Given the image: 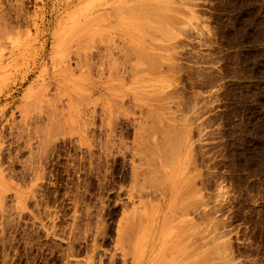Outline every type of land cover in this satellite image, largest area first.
<instances>
[{
  "label": "rangeland",
  "instance_id": "374dc122",
  "mask_svg": "<svg viewBox=\"0 0 264 264\" xmlns=\"http://www.w3.org/2000/svg\"><path fill=\"white\" fill-rule=\"evenodd\" d=\"M133 207L141 264H264V0H0V264H86Z\"/></svg>",
  "mask_w": 264,
  "mask_h": 264
},
{
  "label": "bare ground",
  "instance_id": "6f19581e",
  "mask_svg": "<svg viewBox=\"0 0 264 264\" xmlns=\"http://www.w3.org/2000/svg\"><path fill=\"white\" fill-rule=\"evenodd\" d=\"M138 10V9H137ZM139 18H141V17H139ZM149 19H150V17H149ZM136 51V50H135ZM147 56H151L150 54H148ZM154 56V55H153ZM150 58H152V56L150 57ZM155 58V57H154ZM153 58V59H154ZM153 59H152V62H153ZM147 60V59H146ZM154 60H156V58L154 59ZM146 62V61H145ZM149 63H151L150 61H149ZM156 64V63H155ZM154 64V65H155ZM146 65H148V64H146ZM149 66V65H148ZM152 66V65H151ZM157 67V66H156ZM153 68V67H152ZM158 70V69H157ZM148 71V70H147ZM153 71H154V69H153ZM153 71H152V73H153ZM155 72V71H154ZM74 99V98H73ZM76 100H78V99H75L74 100V102L76 101ZM33 102H35V101H33ZM71 103H72V100H71ZM76 103V102H75ZM30 104V103H29ZM35 104H37V103H35ZM31 105V104H30ZM56 106V108L54 107V109H52V108H50L48 111V114H47V116L44 118V119H42L43 118V116H42V118H38L37 116H40L41 117V115H37V113H36V118H35V120H34V118H33V120H34V124H36L37 123V126H35V129H36V131L38 130L39 131V129H43V128H41V125H45V128L48 130V131H51V130H53V129H55L56 127H59V126H61L62 127V125L61 124H63L62 122H64V120H66V115H69V114H71V113H69L68 112V110L66 111V109H65V111L64 110H61V112H60V110L58 111V109H57V105H55ZM70 106V104H68V106H67V108H70L69 107ZM79 106V105H78ZM155 107V106H154ZM27 108H28V106H27ZM32 108V107H31ZM47 108V107H46ZM32 109H34V108H32ZM48 109V108H47ZM72 109V108H71ZM70 109V110H71ZM36 110V109H35ZM35 110H33V111H35ZM77 110V109H76ZM32 111V112H33ZM42 111V110H41ZM45 111V110H44ZM72 111V110H71ZM153 110H151L150 112H152ZM28 112H29V110H28ZM47 112V111H46ZM39 113V112H38ZM46 114V113H45ZM53 114V115H52ZM74 114V113H73ZM29 115V114H28ZM33 115V114H32ZM95 115V114H94ZM94 115H92L93 117H94ZM24 116V115H23ZM91 116V117H92ZM159 116V115H158ZM31 117V116H30ZM34 117V116H33ZM69 117H71L72 118V115H69ZM92 117V118H93ZM149 117H151V116H149ZM70 118V119H71ZM92 118H90V119H92ZM96 118V117H95ZM155 118V117H154ZM156 118H157V116H156ZM159 118H161V117H159ZM163 118V117H162ZM24 119V118H23ZM22 119V120H23ZM32 119V118H31ZM68 119V118H67ZM89 119V118H88ZM164 119V118H163ZM46 120H47V122H46ZM157 120H159V119H157ZM156 119H154V121H156V122H158ZM31 121V120H30ZM71 121V120H70ZM69 121V123H71ZM90 121V120H89ZM94 121H95V119H93V122H92V125H95V124H93L94 123ZM110 121H111V119H110ZM145 121H146V119H145ZM46 122V124H44ZM66 122V121H65ZM65 122H64V125H65ZM79 122H80V120H79ZM163 122V121H162ZM27 123V122H26ZM146 123V122H145ZM155 123V122H154ZM161 123V122H160ZM72 124V123H71ZM70 124V125H71ZM111 124V123H110ZM113 124V123H112ZM142 124V123H141ZM21 125V124H20ZM153 125V124H152ZM43 127V126H42ZM66 127H67V125H66ZM68 127H70V126H68ZM94 127V126H93ZM149 127H151L150 125H149ZM173 127V126H172ZM21 128V127H20ZM60 128V127H59ZM65 127H63V129H64ZM70 128H72V127H70ZM143 128V127H142ZM152 128V127H151ZM154 128V127H153ZM158 128V127H157ZM169 128V127H168ZM167 128V129H168ZM18 129V128H17ZM25 129H26V131H24L25 132V134H27V137H28V140H27V147L26 148H31V146L32 145H30L31 144V141H32V135H33V133L34 132H36V131H34V130H32L29 126H26L25 127ZM63 129H62V131H63ZM67 129V128H66ZM74 129V128H73ZM73 129H71L72 131H74ZM110 129V128H109ZM150 129V128H149ZM21 130V129H20ZM68 130V129H67ZM37 131V132H38ZM168 131V130H167ZM20 132V131H19ZM24 132H22V133H24ZM31 132H33L32 134H31ZM112 132V131H111ZM172 132V131H171ZM45 134V133H44ZM177 135L178 134H176V137H177ZM42 136V135H41ZM38 137H39V135H38ZM147 137V136H146ZM145 136H144V138H146ZM183 138V137H182ZM181 138V139H182ZM178 140H179V138H177ZM172 140V139H171ZM173 141V140H172ZM171 141V144L174 142H172ZM180 141H183V140H179V142ZM177 142V141H176ZM175 142V143H176ZM179 142H178V144H179ZM25 143V142H24ZM43 143V142H42ZM147 143V142H146ZM138 144V143H137ZM156 144V143H155ZM160 144H161V142H160ZM159 144V145H160ZM171 144H169V146H166V144H164L165 145V147H170V145ZM157 145V147L159 146L158 144H156ZM164 145H163V143H162V145H160L161 146V148H162V146L164 147ZM168 145V144H167ZM175 145H177V144H174V146ZM159 146V147H160ZM173 146V144H172V146L171 147H174ZM181 146V145H180ZM164 147V148H165ZM169 148V150H168V148H167V150L165 149H163V153H165L164 151H169V152H167V153H165V154H163V158L166 156V155H168L169 157H170V155H172V154H169L170 153V151H172L171 149L172 148ZM146 148V147H145ZM161 148H159L160 150H161ZM176 148H177V146H176ZM176 148H173V149H176ZM178 148H179V146H178ZM32 149V148H31ZM118 149V148H117ZM151 149V148H150ZM155 149V148H154ZM153 149V150H154ZM137 150V149H136ZM178 152H179V150L178 149H176ZM173 151H175V150H173ZM173 151H172V153H173ZM138 152H140V151H138ZM152 152V151H151ZM151 152H150V154H151ZM155 152V151H154ZM154 152H152V153H154ZM161 152V151H160ZM176 152V151H175ZM174 152V153H175ZM177 152V153H178ZM140 153H142V152H140ZM173 153V154H174ZM154 155V154H153ZM158 156V155H157ZM161 156H162V153H161ZM168 156L167 157H165L166 158V160L164 159V162L165 161H168V159H170V158H168ZM174 156H175V154H174ZM174 156H173V158H174ZM162 158V157H161ZM144 159V158H143ZM171 160V159H170ZM147 161V160H146ZM166 163H169V161L168 162H166ZM149 164H151V163H149ZM148 164V165H149ZM152 165V164H151ZM151 165H150V168H151ZM168 167L170 166V163L169 164H166ZM183 167V166H182ZM149 168V169H150ZM166 168V167H165ZM147 169V168H146ZM148 169V170H149ZM167 169V168H166ZM154 171V169H150L149 170V172H151V171ZM168 170V169H167ZM141 171H143V169H142V167H140V166H132V176H133V184L131 185V188H130V190H128V196H129V198L130 199H133V198H137L138 199V201L137 202H139V206H138V208L139 207H142L143 205H144V202H143V200H142V198L144 197V195H145V192H144V190H145V188H147L146 187V185L144 184V186H141V182H139L138 184H140V185H138L137 186V184L135 183V182H137L138 180H137V178L136 177H138L139 175H141L140 174V172ZM146 171V170H145ZM155 171H156V169H155ZM154 171V172H155ZM148 172V171H147ZM161 172H162V174H163V171L161 170ZM152 173V172H151ZM148 174V173H147ZM154 174V173H153ZM164 175V174H163ZM143 176V175H142ZM154 177H155V174H154ZM153 177V178H154ZM164 177V176H163ZM145 179V178H144ZM166 180V178H163V180ZM162 180V179H161ZM171 180V179H170ZM145 181V180H144ZM147 181H149V180H147ZM145 183H146V181H145ZM164 183V182H163ZM188 183V182H187ZM147 184V183H146ZM160 185V184H159ZM167 185V184H166ZM165 185V187H164V184L161 186L162 188L164 187V189H162V188H160L161 190V192L164 194V196H166L167 195V186ZM141 186V187H140ZM151 187V186H150ZM151 188H153V186L151 187ZM188 188V187H187ZM158 189V188H157ZM186 190V189H185ZM144 192V193H143ZM186 192V191H185ZM148 192H146V194H147ZM159 193V192H158ZM161 193V194H162ZM189 193H190V191H189ZM188 193V194H189ZM162 194V195H163ZM182 197V196H181ZM144 199H146V195H145V197H144ZM181 199V198H180ZM163 200V199H162ZM136 202V201H135ZM134 202V203H135ZM136 202V203H137ZM134 203H132V204H134ZM146 203H149L148 201L146 202ZM190 204H191V202H189ZM190 204H186V205H188L187 207L189 208L191 205ZM135 205V204H134ZM137 205V204H136ZM150 205V204H149ZM186 205H185V207H186ZM190 205V206H189ZM146 206V205H145ZM172 206V205H171ZM137 207V206H136ZM136 207H133V210H132V212H130L129 214H127V213H125L124 212V214L122 215V217L120 218V220H119V222H118V224H117V229H116V239H115V244H114V246L112 247L113 248V250L111 251V252H107V251H105L104 249H102V250H104V251H101V249H100V244H99V239L101 238V239H103L104 240V238L106 237V235H107V233H106V227H101V228H98L97 230H96V234H95V236H94V239H93V243H92V249H91V254H90V257L88 258V262L86 263V264H116L118 261H120V263L121 264H127L128 262H130L131 264H141V262H142V254H140L137 250H135L136 248H135V246H134V240H135V236H136V233H137V230L139 229V226L141 225V222L144 220L145 221V219H144V217H145V215H139L138 213H137V209L138 208H136ZM147 207H149V206H147ZM183 207V206H182ZM186 207V208H187ZM192 207H193V205H192ZM144 208V207H143ZM186 209L187 211L191 208H189V209ZM183 209H185V208H182V210ZM192 209V208H191ZM190 209V210H191ZM181 210V208L179 209V211H177V215H178V213L180 212V214H181V212H182V210ZM185 210V211H186ZM189 210V211H190ZM185 211L183 210V212H184V214L186 215V213H185ZM139 212H140V209H139ZM142 212V211H141ZM140 212V213H141ZM188 214H190L189 212H187ZM147 215V214H146ZM176 215V214H175ZM184 215V216H185ZM183 216V215H182ZM186 216H188V215H186ZM179 217H180V215H179ZM149 218V217H148ZM181 218V217H180ZM174 220L176 219V218H173ZM181 220H185V223H186V225H189L190 224V219L189 218H186V219H179V220H176V221H181ZM184 222V221H183ZM182 224V223H181ZM103 225V224H102ZM176 225V224H175ZM166 226V225H165ZM145 227V226H144ZM190 227V226H189ZM192 228V227H191ZM95 229H96V227H95ZM150 229V228H149ZM145 231H146V228H145ZM161 232V231H160ZM144 233V232H143ZM142 236V235H141ZM140 236V237H141ZM189 236V235H188ZM107 238V237H106ZM105 238V239H106ZM138 239V238H137ZM141 239H142V237H141ZM169 239V238H168ZM102 240V241H103ZM140 240V239H139ZM170 240V239H169ZM136 242V241H135ZM166 242V241H165ZM188 242V241H187ZM137 243V242H136ZM170 243V242H169ZM161 244V243H160ZM142 245H143V242H142ZM137 246V245H136ZM179 246V245H178ZM142 247V246H141ZM169 247V246H168ZM138 250H139V248H138ZM73 250H72V248L70 247V249L68 250V257H70V256H72L73 255V252H72ZM162 254H164V253H162ZM175 255V254H174ZM167 256V255H166ZM176 256V255H175ZM169 262V261H168ZM69 264H71V263H69Z\"/></svg>",
  "mask_w": 264,
  "mask_h": 264
}]
</instances>
